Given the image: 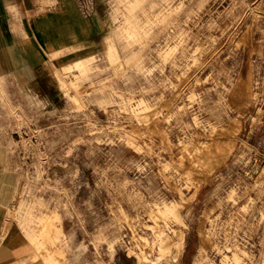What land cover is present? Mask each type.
I'll list each match as a JSON object with an SVG mask.
<instances>
[{"label":"rangeland","instance_id":"obj_1","mask_svg":"<svg viewBox=\"0 0 264 264\" xmlns=\"http://www.w3.org/2000/svg\"><path fill=\"white\" fill-rule=\"evenodd\" d=\"M57 4L53 43L0 23L19 256L264 264V0Z\"/></svg>","mask_w":264,"mask_h":264},{"label":"crops","instance_id":"obj_2","mask_svg":"<svg viewBox=\"0 0 264 264\" xmlns=\"http://www.w3.org/2000/svg\"><path fill=\"white\" fill-rule=\"evenodd\" d=\"M58 0H0V23L16 21L21 30L26 33H48L53 43V6H57ZM46 25H49L48 27ZM17 42V37L5 35L1 37L2 46L12 45ZM0 45V47H1ZM1 52L0 54H3ZM1 68L7 69L6 62L0 60ZM4 66V67H3ZM7 208L3 197L0 195V264H26L24 258L19 256L20 249L16 242L14 232L5 233L7 221ZM29 264V263H28Z\"/></svg>","mask_w":264,"mask_h":264},{"label":"bare ground","instance_id":"obj_3","mask_svg":"<svg viewBox=\"0 0 264 264\" xmlns=\"http://www.w3.org/2000/svg\"><path fill=\"white\" fill-rule=\"evenodd\" d=\"M77 65H79V63Z\"/></svg>","mask_w":264,"mask_h":264}]
</instances>
